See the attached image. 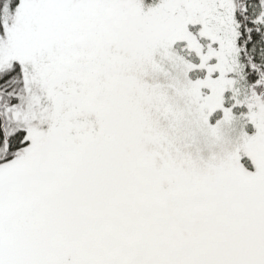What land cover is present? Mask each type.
<instances>
[{
    "label": "snow or ice",
    "instance_id": "obj_1",
    "mask_svg": "<svg viewBox=\"0 0 264 264\" xmlns=\"http://www.w3.org/2000/svg\"><path fill=\"white\" fill-rule=\"evenodd\" d=\"M0 264H264V0H0Z\"/></svg>",
    "mask_w": 264,
    "mask_h": 264
}]
</instances>
